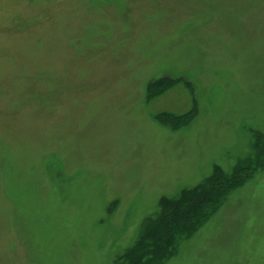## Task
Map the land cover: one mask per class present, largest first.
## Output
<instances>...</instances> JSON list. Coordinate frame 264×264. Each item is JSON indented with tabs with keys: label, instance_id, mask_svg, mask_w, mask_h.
Instances as JSON below:
<instances>
[{
	"label": "rangeland",
	"instance_id": "374dc122",
	"mask_svg": "<svg viewBox=\"0 0 264 264\" xmlns=\"http://www.w3.org/2000/svg\"><path fill=\"white\" fill-rule=\"evenodd\" d=\"M216 168L163 264H264V0H0V264H115Z\"/></svg>",
	"mask_w": 264,
	"mask_h": 264
},
{
	"label": "trees",
	"instance_id": "16d2710c",
	"mask_svg": "<svg viewBox=\"0 0 264 264\" xmlns=\"http://www.w3.org/2000/svg\"><path fill=\"white\" fill-rule=\"evenodd\" d=\"M148 96L152 97L153 93ZM242 170L237 168L226 174L216 168L205 181L192 189L182 190L178 197H163L160 211L144 222L137 242L115 264H163L169 260L178 241L197 232L219 209L226 195L242 180Z\"/></svg>",
	"mask_w": 264,
	"mask_h": 264
}]
</instances>
